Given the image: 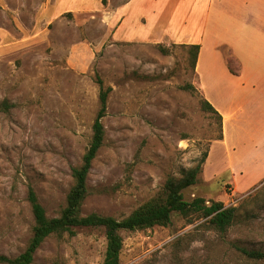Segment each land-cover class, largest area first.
I'll use <instances>...</instances> for the list:
<instances>
[{
	"label": "rangeland",
	"instance_id": "374dc122",
	"mask_svg": "<svg viewBox=\"0 0 264 264\" xmlns=\"http://www.w3.org/2000/svg\"><path fill=\"white\" fill-rule=\"evenodd\" d=\"M56 31L55 48L36 44L0 58V255L16 258L29 244L30 189L48 217L60 215L72 169L92 139L101 80L111 88L105 140L88 177L83 216L123 219L202 161L186 200L239 208L224 235L197 215L179 214L168 227L123 231L121 264H264L241 251L264 252V144H255L244 124L223 128L198 91L184 88H195L188 49L171 46L165 56L157 46L109 39L82 70L68 63L66 48L83 39L97 45L104 35L99 20L87 30ZM247 101L257 108L250 113L264 116L263 98ZM75 232L49 237L32 264H103L105 231Z\"/></svg>",
	"mask_w": 264,
	"mask_h": 264
},
{
	"label": "crops",
	"instance_id": "0c3cea01",
	"mask_svg": "<svg viewBox=\"0 0 264 264\" xmlns=\"http://www.w3.org/2000/svg\"><path fill=\"white\" fill-rule=\"evenodd\" d=\"M94 19L104 30L97 45L83 39L65 46L73 67L84 70L98 44L109 39L199 46L195 89L221 116L223 128L244 124L254 143L264 144V116L250 113L257 108L247 101L264 100V0H0V58L36 44L55 48L57 28L87 30ZM226 52L237 74L228 69ZM222 137L225 142V132Z\"/></svg>",
	"mask_w": 264,
	"mask_h": 264
},
{
	"label": "trees",
	"instance_id": "16d2710c",
	"mask_svg": "<svg viewBox=\"0 0 264 264\" xmlns=\"http://www.w3.org/2000/svg\"><path fill=\"white\" fill-rule=\"evenodd\" d=\"M181 47L188 49L191 67L195 70L200 47ZM157 48L165 56L170 54L169 48L164 46H157ZM234 61L231 52H228L226 55L228 69L231 73L237 74L233 68ZM98 83L100 85V109L92 127V139L81 164L72 169V185L65 206L58 217L50 218L39 202L36 193L30 189L28 201L34 217L32 237L24 253L16 258L0 255V264H32L35 254L49 237H62L65 234L74 237L76 229H103L107 241L103 264H121L120 256L124 246L121 232L123 231L138 232L154 227H168L174 214H179L186 219L197 215L200 219L207 220L210 227L222 235L226 234L235 224L239 208H226L221 202H209L203 197H194L191 201H187L185 198L184 193L198 184L204 161L193 168L184 170L181 177L170 178L157 196L123 219L98 214L87 216L81 214L82 205L88 196V177L105 140L103 119L107 115V104L111 88H105L101 80ZM184 88L195 90L193 86ZM203 106L205 110L212 112L222 121L221 116L209 102L204 101ZM241 251L252 260H264V252L262 251H248L245 249Z\"/></svg>",
	"mask_w": 264,
	"mask_h": 264
}]
</instances>
